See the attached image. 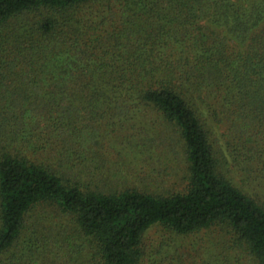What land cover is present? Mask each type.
I'll use <instances>...</instances> for the list:
<instances>
[{"label":"trees","instance_id":"trees-1","mask_svg":"<svg viewBox=\"0 0 264 264\" xmlns=\"http://www.w3.org/2000/svg\"><path fill=\"white\" fill-rule=\"evenodd\" d=\"M222 127H264V0H0V264H195L176 240L203 231L227 246L201 264H264ZM108 136L178 149L182 178L109 185Z\"/></svg>","mask_w":264,"mask_h":264},{"label":"rangeland","instance_id":"rangeland-1","mask_svg":"<svg viewBox=\"0 0 264 264\" xmlns=\"http://www.w3.org/2000/svg\"><path fill=\"white\" fill-rule=\"evenodd\" d=\"M247 129L244 132L246 141L244 142L238 133L240 128L234 131L219 128L216 132V138L219 139L218 145L221 149L224 159V171L231 176L233 180L250 193L257 201L264 205V127ZM222 135L221 133H225ZM257 133V134H256ZM117 135L115 132L111 136ZM104 140V147H107L104 157H100L103 163L102 175L100 178L111 186H123L125 184H136L141 187H147L155 191L164 190V187L170 185L174 180L182 178L184 167L181 153L178 149L169 150V147L159 144L155 141L151 144L152 152L146 160L138 161L135 158L134 150L125 147L121 142L118 143L119 137ZM103 147V148H104ZM152 155V156H150ZM101 174V172H100ZM168 175L167 177H162ZM160 179H165L166 183ZM158 229L152 230L149 237V244L156 246L160 244L164 237ZM219 236V232H200L188 237L178 236L177 243L179 247L188 250L185 257L196 255L195 264H201L205 256L211 253L222 251L223 246L212 244L211 238ZM176 237V235H174ZM189 248H188V247ZM170 248V247H169ZM172 250V248H170ZM227 258L232 260V264H251L248 256L243 252L241 247H234L226 250L219 256L220 259ZM239 258V260L236 261Z\"/></svg>","mask_w":264,"mask_h":264}]
</instances>
